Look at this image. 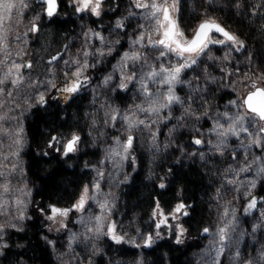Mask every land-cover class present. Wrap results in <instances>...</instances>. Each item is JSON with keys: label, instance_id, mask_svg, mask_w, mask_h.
I'll list each match as a JSON object with an SVG mask.
<instances>
[{"label": "clouds", "instance_id": "9594fccd", "mask_svg": "<svg viewBox=\"0 0 264 264\" xmlns=\"http://www.w3.org/2000/svg\"><path fill=\"white\" fill-rule=\"evenodd\" d=\"M85 3L0 0V264H264V118L245 103L264 70L225 19L244 0ZM205 22L237 43L181 51Z\"/></svg>", "mask_w": 264, "mask_h": 264}, {"label": "trees", "instance_id": "16d2710c", "mask_svg": "<svg viewBox=\"0 0 264 264\" xmlns=\"http://www.w3.org/2000/svg\"><path fill=\"white\" fill-rule=\"evenodd\" d=\"M244 5L245 7L239 16L231 9L228 10L227 15L221 10L220 15H225L227 23L232 25L237 30L238 34L246 40L247 46L244 50V55H251L252 59L260 66L261 70H264V0H261L259 4L254 3V0H244ZM239 58L240 56L238 55V59ZM244 69L247 70V66H244ZM226 95H230V93ZM221 99L223 100L224 97ZM180 179L189 188H199V181L202 177L193 171L192 173L180 177ZM133 195H135V192ZM171 196L172 193L163 195L157 193L153 195V201H160L163 204L168 202ZM153 208H155V206H153ZM164 210L166 209L164 208ZM206 211V208L202 211L198 209L193 216L192 223H202L203 214ZM34 255L36 257L34 264H50L49 257L43 248H38ZM172 255L176 258L174 264H181L184 252L180 249H176L173 250Z\"/></svg>", "mask_w": 264, "mask_h": 264}, {"label": "snow or ice", "instance_id": "6c2138e0", "mask_svg": "<svg viewBox=\"0 0 264 264\" xmlns=\"http://www.w3.org/2000/svg\"><path fill=\"white\" fill-rule=\"evenodd\" d=\"M48 2V10H49V15H52L56 11V0H47ZM85 6H87V0L85 3ZM168 13L167 10H165V19L167 20ZM210 31H215L216 33H220L224 40L226 41H231L233 44L237 43L236 37L227 32L223 27L220 25L216 24L215 22H205L200 26V30L197 32V36L192 40V42L187 46H183L180 44L179 41H175L177 46L181 48V51H195L197 50L201 45H203L207 39V35ZM165 37L168 39H173V33L172 30L169 29L165 32ZM165 41L162 40L161 43H164ZM179 71V69H177ZM75 89H68V91H74ZM247 104L248 108L250 111H253L257 113L261 118H264V89H258L254 93H250L245 101ZM200 141L197 140L196 143H199ZM72 149V144L70 143L68 146V150L71 151ZM83 202V198L82 201ZM183 205H180L177 207L176 211L179 212ZM54 212H57L59 210L54 209ZM207 231V229H205ZM114 239L119 240V238L114 237ZM150 240V238H149Z\"/></svg>", "mask_w": 264, "mask_h": 264}, {"label": "rangeland", "instance_id": "374dc122", "mask_svg": "<svg viewBox=\"0 0 264 264\" xmlns=\"http://www.w3.org/2000/svg\"><path fill=\"white\" fill-rule=\"evenodd\" d=\"M218 51H219V50H218ZM233 67H234V68H237L238 66L234 64ZM243 71H246V70L244 69V66H243V65L239 66V67H238V72H239V73H242ZM261 193L264 194V189H261ZM153 211H154V212H155V211H158V212L161 214V218H163V216H164L166 210H164V208H162V207H159V208L155 207V208H153ZM181 264H182V261H181Z\"/></svg>", "mask_w": 264, "mask_h": 264}]
</instances>
